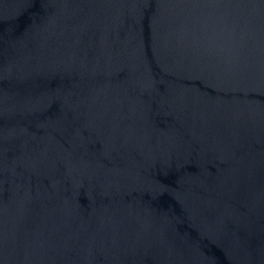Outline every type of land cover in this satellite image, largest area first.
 Returning <instances> with one entry per match:
<instances>
[{"label": "water", "instance_id": "95a60500", "mask_svg": "<svg viewBox=\"0 0 264 264\" xmlns=\"http://www.w3.org/2000/svg\"><path fill=\"white\" fill-rule=\"evenodd\" d=\"M0 264H264V0H0Z\"/></svg>", "mask_w": 264, "mask_h": 264}]
</instances>
